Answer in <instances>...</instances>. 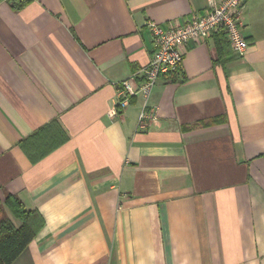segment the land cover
<instances>
[{"label":"crops","instance_id":"crops-1","mask_svg":"<svg viewBox=\"0 0 264 264\" xmlns=\"http://www.w3.org/2000/svg\"><path fill=\"white\" fill-rule=\"evenodd\" d=\"M210 1L0 0V187L44 220L13 264H264V0H245L242 56L190 42L175 78L117 108L146 23ZM52 121L67 139L32 163L20 144Z\"/></svg>","mask_w":264,"mask_h":264},{"label":"built area","instance_id":"built-area-1","mask_svg":"<svg viewBox=\"0 0 264 264\" xmlns=\"http://www.w3.org/2000/svg\"><path fill=\"white\" fill-rule=\"evenodd\" d=\"M245 0H214L199 16L178 24L161 26L147 22L153 53L148 64L140 71V76L131 75L120 82L117 108L124 110L131 100L141 96L146 102L150 91L159 78H170L181 71L185 47L190 42L202 43L215 34L223 33L231 51L242 56L249 48L242 34V16ZM146 104L138 117L137 129L146 130L156 120L153 112L146 111ZM118 113V112H117Z\"/></svg>","mask_w":264,"mask_h":264},{"label":"trees","instance_id":"trees-1","mask_svg":"<svg viewBox=\"0 0 264 264\" xmlns=\"http://www.w3.org/2000/svg\"><path fill=\"white\" fill-rule=\"evenodd\" d=\"M13 2L14 0H12ZM20 2L18 8L24 4L22 1ZM212 39L216 50L215 62L223 61L224 63L223 57L225 56L222 55V51H225L229 46L225 35L218 33ZM225 119L226 117L220 116L201 122L199 125L200 127L211 126L224 123ZM66 139L65 133L59 125L52 121L23 140L20 145L30 161L36 163L62 145ZM43 226L44 220L38 211L26 209L17 196L7 193L0 187V264H13Z\"/></svg>","mask_w":264,"mask_h":264},{"label":"rangeland","instance_id":"rangeland-1","mask_svg":"<svg viewBox=\"0 0 264 264\" xmlns=\"http://www.w3.org/2000/svg\"><path fill=\"white\" fill-rule=\"evenodd\" d=\"M212 1H214V0H212ZM210 2H211V1H210ZM210 2H209V3H210ZM209 3H208V6H209ZM208 6H207V7H208ZM14 222H15V221H14ZM15 223H16V222H15Z\"/></svg>","mask_w":264,"mask_h":264}]
</instances>
